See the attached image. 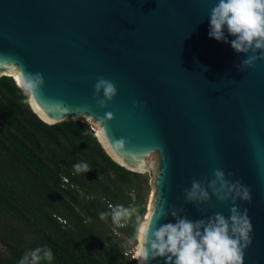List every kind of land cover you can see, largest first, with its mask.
<instances>
[{
  "label": "water",
  "instance_id": "obj_1",
  "mask_svg": "<svg viewBox=\"0 0 264 264\" xmlns=\"http://www.w3.org/2000/svg\"><path fill=\"white\" fill-rule=\"evenodd\" d=\"M217 2L0 0V77L15 81L11 63L42 73L37 110L30 108L44 122L82 121L96 136V119L113 113L104 127L110 141H126L123 149L109 155L96 138L127 170L151 172L143 218L156 203L192 220L227 217L231 200L186 203L185 189L214 179L215 169L239 180L251 190V202L236 200L252 224L244 264H264V60L239 70L246 55L209 37ZM99 76L117 87L103 109L93 99ZM169 222L170 214L159 224ZM159 224L153 218L149 238ZM138 244L136 235L135 255Z\"/></svg>",
  "mask_w": 264,
  "mask_h": 264
},
{
  "label": "trees",
  "instance_id": "obj_2",
  "mask_svg": "<svg viewBox=\"0 0 264 264\" xmlns=\"http://www.w3.org/2000/svg\"><path fill=\"white\" fill-rule=\"evenodd\" d=\"M10 76L0 77V264H19L23 255L47 246L45 264H137L112 231L136 240V217L146 209L139 186L145 177L115 162L93 127L82 121L49 126L37 117ZM91 168L76 173L73 165ZM136 213L124 227H113L116 205Z\"/></svg>",
  "mask_w": 264,
  "mask_h": 264
},
{
  "label": "clouds",
  "instance_id": "obj_3",
  "mask_svg": "<svg viewBox=\"0 0 264 264\" xmlns=\"http://www.w3.org/2000/svg\"><path fill=\"white\" fill-rule=\"evenodd\" d=\"M210 23L208 35L218 42L230 43L237 53H243L246 58L236 67L240 70L245 67L254 68L258 60H264V0H218L209 13ZM225 30L231 41L225 36ZM15 72V84L20 89L28 104L34 111L37 110L40 90L44 86V78L40 72H26L16 63L8 64ZM117 94L114 82L99 76L93 86V99L96 105L103 109ZM137 102H133V107ZM114 118L113 113L107 112L102 118L96 119L98 131L96 136L105 145L109 155L120 152L126 141L121 138L110 141L105 123ZM54 119H47L49 126ZM76 173H86L90 167L86 162L73 165ZM214 179L210 181L193 180L189 189H185L186 203L207 204L212 197L219 202L232 201L229 215L215 213L205 218L192 220L187 216L179 215L181 209L156 210V204L147 218L136 217L137 236L139 244L136 251L138 264H147L157 257L165 258V264H244L245 250L252 243V224L247 209L241 212L236 200L251 202V190L241 184L239 180L233 182L225 178L223 170L213 171ZM229 176L231 173L228 174ZM136 208H127L116 205L111 212L100 213L104 220L109 214L114 224L130 219ZM203 211V209H202ZM171 215L175 222L159 224L162 218ZM155 218L159 226L148 232ZM54 259L53 253L47 246L37 247L26 252L19 264H45Z\"/></svg>",
  "mask_w": 264,
  "mask_h": 264
},
{
  "label": "rangeland",
  "instance_id": "obj_4",
  "mask_svg": "<svg viewBox=\"0 0 264 264\" xmlns=\"http://www.w3.org/2000/svg\"><path fill=\"white\" fill-rule=\"evenodd\" d=\"M142 177L146 178L147 181V185H145L144 183H141L139 186V196H141V201L140 203L145 207V209H147V206L149 204V197L151 194V178H152V174L149 171L143 172V173H139ZM131 194V203L129 204L128 208H135V200L138 196V194L132 190L130 192ZM137 195V196H136ZM145 215V214H144ZM124 226H126L128 224V221H124L123 222ZM122 224H120L121 226ZM113 227H117V224H112ZM118 226V227H120ZM122 226V227H124ZM112 235H113V240L114 241H118L120 246L126 250L127 253H133L135 255V247H136V240H133L128 234L120 232L118 229H114V231H112ZM0 251H3L2 246L0 245Z\"/></svg>",
  "mask_w": 264,
  "mask_h": 264
},
{
  "label": "built area",
  "instance_id": "obj_5",
  "mask_svg": "<svg viewBox=\"0 0 264 264\" xmlns=\"http://www.w3.org/2000/svg\"><path fill=\"white\" fill-rule=\"evenodd\" d=\"M123 222H124L123 220L120 222V224H122L121 226H120V224L118 225V226H120V228H121L122 226H124ZM118 226H117V227H118ZM126 253H127V252H126ZM129 254L131 255L132 258H135V257H136V255H134L133 253H129Z\"/></svg>",
  "mask_w": 264,
  "mask_h": 264
}]
</instances>
